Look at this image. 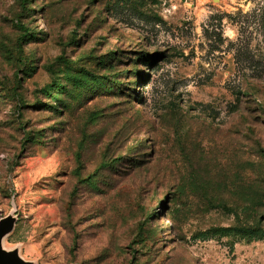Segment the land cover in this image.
Returning <instances> with one entry per match:
<instances>
[{
	"label": "rangeland",
	"instance_id": "1",
	"mask_svg": "<svg viewBox=\"0 0 264 264\" xmlns=\"http://www.w3.org/2000/svg\"><path fill=\"white\" fill-rule=\"evenodd\" d=\"M0 212L33 264H264V0H0Z\"/></svg>",
	"mask_w": 264,
	"mask_h": 264
},
{
	"label": "water",
	"instance_id": "2",
	"mask_svg": "<svg viewBox=\"0 0 264 264\" xmlns=\"http://www.w3.org/2000/svg\"><path fill=\"white\" fill-rule=\"evenodd\" d=\"M17 217L13 213L2 215L0 212V264H33L24 259L17 247L6 248L3 245L5 238L13 231Z\"/></svg>",
	"mask_w": 264,
	"mask_h": 264
},
{
	"label": "trees",
	"instance_id": "3",
	"mask_svg": "<svg viewBox=\"0 0 264 264\" xmlns=\"http://www.w3.org/2000/svg\"><path fill=\"white\" fill-rule=\"evenodd\" d=\"M25 65V64H24ZM53 84H50L48 87H47V91H49L51 88V86H52ZM221 205H223V204H221ZM223 208H225V206H222ZM241 227V231H245V230H247V231H252V230H257V229H260L261 227H257V228H251V227H247V226H240ZM253 233V232H252Z\"/></svg>",
	"mask_w": 264,
	"mask_h": 264
}]
</instances>
